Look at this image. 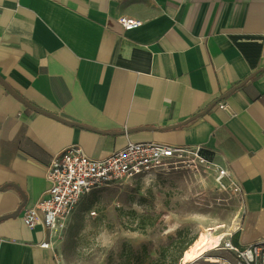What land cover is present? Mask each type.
I'll return each mask as SVG.
<instances>
[{"label":"crops","instance_id":"obj_1","mask_svg":"<svg viewBox=\"0 0 264 264\" xmlns=\"http://www.w3.org/2000/svg\"><path fill=\"white\" fill-rule=\"evenodd\" d=\"M0 78L57 117L0 82V216L24 203L0 221V264H65L21 215L70 145L93 158L127 141L198 146L243 193L236 242L264 237V0H0Z\"/></svg>","mask_w":264,"mask_h":264},{"label":"rangeland","instance_id":"obj_2","mask_svg":"<svg viewBox=\"0 0 264 264\" xmlns=\"http://www.w3.org/2000/svg\"><path fill=\"white\" fill-rule=\"evenodd\" d=\"M243 208L241 195L218 184L213 166L190 154L163 171L91 191L55 240L61 244L65 264H118L123 243L133 247L147 244L156 257L177 230L185 233L175 247L206 226L224 224L230 229L243 220ZM128 211L152 213L156 222L143 231L132 230L135 222ZM207 255L223 258L227 254L216 249ZM190 264H203V257Z\"/></svg>","mask_w":264,"mask_h":264},{"label":"built area","instance_id":"obj_3","mask_svg":"<svg viewBox=\"0 0 264 264\" xmlns=\"http://www.w3.org/2000/svg\"><path fill=\"white\" fill-rule=\"evenodd\" d=\"M123 29L137 28L140 21L123 16L118 19ZM219 106L226 109L224 103ZM200 151L198 146L187 147L164 142L127 143L103 158H93L85 154L78 145H70L54 154L47 165L45 178L49 182L46 196L33 206L25 208L21 219L23 223L34 228L41 225L48 230L49 241H43L41 247H50L65 231L69 218L77 210L81 199L91 191L122 183V181L151 175L172 167L190 154L196 156L200 163L213 166L218 184L230 188L243 198V193L229 169L220 166ZM226 179V182L224 180ZM94 213V212H93ZM243 217V216H242ZM243 230V220H239L229 229L217 246L224 251L225 257L218 263L205 264H264V237L247 244L234 242L233 238ZM189 262L187 264H190ZM179 264V263H178Z\"/></svg>","mask_w":264,"mask_h":264},{"label":"trees","instance_id":"obj_4","mask_svg":"<svg viewBox=\"0 0 264 264\" xmlns=\"http://www.w3.org/2000/svg\"><path fill=\"white\" fill-rule=\"evenodd\" d=\"M203 155L211 158L210 153L202 150ZM128 215L135 222V228L132 230H145L149 226H153L156 222V216L152 213L138 214L136 211H128ZM183 229L176 231L175 236L169 237V243L162 246L158 251L156 257L151 254L147 244H141L139 247H133L130 244L123 243L119 251L118 264H177V261L182 256L184 250L192 244L194 239L191 237L181 246L176 245V241L180 240L184 234ZM236 237L233 238V241Z\"/></svg>","mask_w":264,"mask_h":264},{"label":"bare ground","instance_id":"obj_5","mask_svg":"<svg viewBox=\"0 0 264 264\" xmlns=\"http://www.w3.org/2000/svg\"><path fill=\"white\" fill-rule=\"evenodd\" d=\"M227 234H229V229L224 224L204 227L198 232L192 244L183 251L179 264L194 262L200 257L208 263H218L220 261L218 256L207 255V253L216 250L222 238Z\"/></svg>","mask_w":264,"mask_h":264},{"label":"water","instance_id":"obj_6","mask_svg":"<svg viewBox=\"0 0 264 264\" xmlns=\"http://www.w3.org/2000/svg\"><path fill=\"white\" fill-rule=\"evenodd\" d=\"M253 74L249 75L244 81H242L241 83H239L238 85H236L235 87L231 88L225 95H227L228 93H230L231 91L235 90L236 88L240 87L247 79H249L250 77H252ZM0 82L8 89L9 92H11L14 96H16L18 99H20L24 104H26L28 107L32 108V109H35L37 111H40V112H44L50 116H53V117H56V115H54L53 113H50V112H47V111H44L36 106H34L33 104H31L30 102H28L27 100L23 99V97H21L19 94H17L13 89H11L8 85H6V83L4 82L3 79L0 78ZM224 95V96H225ZM223 96V97H224ZM200 114V113H199ZM197 116V115H195ZM57 118V117H56ZM69 124H73V125H76V126H79L81 128H84V129H87V130H91V131H96V132H101V131H97L96 129L94 128H91V127H88L86 125H83V124H79V123H74V122H69V121H65ZM130 130H127V131H121V132H112V133H109V134H112V135H119V134H125V133H129ZM6 185H2L0 187V189H2L3 187H5ZM24 206V203L22 202L14 212L12 213H9V214H6V215H3V216H0V221L1 220H4L6 218H9V217H14V216H17L20 212V210L23 208Z\"/></svg>","mask_w":264,"mask_h":264}]
</instances>
